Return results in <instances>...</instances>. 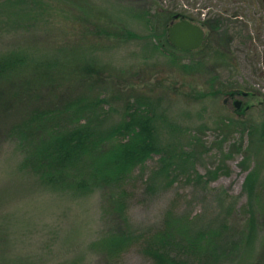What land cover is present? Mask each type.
<instances>
[{
  "label": "rangeland",
  "instance_id": "374dc122",
  "mask_svg": "<svg viewBox=\"0 0 264 264\" xmlns=\"http://www.w3.org/2000/svg\"><path fill=\"white\" fill-rule=\"evenodd\" d=\"M40 1L28 13L29 20L35 22L29 21L28 25L34 23L29 33L0 37V55L15 48L18 41L32 47L24 50L32 63H41L44 56L64 62L71 54L76 58L88 55L116 78L104 91L111 93V119L119 120L123 101L122 92L114 89L145 92L153 98L161 144L173 145L174 155L185 151L184 159H173L169 166L177 173L173 181L163 178V173L149 185L151 190H146L143 178L154 167L152 161L146 164L143 177L131 181L127 216L133 228L157 229L165 212L173 210L193 219L196 227L218 229L223 233L220 241L238 243L240 252L222 264H264V135L260 130L264 122V61L254 56L255 49L264 51V29L252 22L260 20L262 8L230 0ZM151 2L160 9L189 15L198 25L207 18L204 14L235 11L238 24H247L250 40L246 45L233 42V52L235 47L239 52H234L226 67H220L218 57L205 51H174L159 37L168 31L172 18L162 15L159 8L150 10ZM82 18L84 24H80ZM96 20L99 27L93 24ZM102 29L117 36L106 39ZM121 32L128 38H120ZM204 32L201 47L206 41L205 28ZM45 91L40 89L47 95ZM235 102H240V109ZM23 158L14 139L1 145L0 249L6 250H0V264H105L96 253V242L123 228L108 199L101 192L79 196L44 188L21 170ZM244 161L246 168L241 165ZM216 169L215 178L211 176L207 184L196 177L206 179ZM250 171L256 178L253 185L260 188L257 201L253 200L257 214L251 241L244 240L250 217L244 186L249 187L245 181ZM122 264L150 263L136 246L123 255Z\"/></svg>",
  "mask_w": 264,
  "mask_h": 264
},
{
  "label": "trees",
  "instance_id": "16d2710c",
  "mask_svg": "<svg viewBox=\"0 0 264 264\" xmlns=\"http://www.w3.org/2000/svg\"><path fill=\"white\" fill-rule=\"evenodd\" d=\"M230 1L232 4L239 5L240 2L253 8L261 7L260 20L254 18L252 22L259 29H264V0ZM154 2L149 9H160L153 5ZM39 3L40 0H0V37L29 33L35 22L33 18L29 20L28 13ZM160 10L170 19L178 14L193 20V17L177 13L174 9ZM215 12L204 14L207 18L198 22L206 30L204 46L195 52L184 53L205 51L218 57L220 67H226L234 52H239L237 47L233 52V42L237 40L246 45L250 40L249 31L246 30L247 24L241 26L234 19L237 17L235 11L229 15L224 14L227 9L224 13ZM29 21L34 23L28 25ZM80 21L84 24L83 18ZM93 24L99 27L100 21ZM74 26L73 22L72 31ZM102 30L106 39L117 36L110 30ZM119 36L127 37L123 32ZM159 37L165 38L167 45L176 50L168 42L167 29L165 35L163 32ZM19 43L15 48L21 51L12 47L0 55V148L3 143L14 139L24 154L21 170L43 183L44 188L50 187L59 194L70 191L79 196L101 192L108 199L113 215L123 228L114 230L118 233L112 230L96 242L99 248L96 253L102 256L105 264H122L123 255L136 246L150 264H222L240 252L238 243L220 241L223 233L218 229L196 227L193 219L178 216L173 210L165 212L157 229H134L127 216L131 181L135 176H144L149 161L154 167L147 178H143L146 190H151L149 185L160 174L164 173L163 178L173 181L177 173L169 166L173 159H184L185 152L182 150L174 155L173 145H163L157 138L152 96L145 92L137 94L134 88L127 91L114 89L122 92L123 101L119 120L111 119L109 114L113 111L108 107L111 93L104 91L113 85L116 78L114 75L112 78L108 67L96 64L86 54L77 58L71 54L64 62L44 56L41 63H32L30 55L24 53L32 47ZM254 56L264 61V51L260 53L255 49ZM258 77H261L260 73ZM40 89L48 94H42ZM51 93L55 95L49 96ZM39 100L43 102L40 104ZM18 112L23 113L12 119ZM23 114L25 116L21 119ZM260 130L263 137L264 122ZM241 165L246 168L245 161ZM217 171L209 172L206 179L202 175L196 177L207 184L211 176L215 178ZM253 180L256 178L250 171L245 181V184L250 183L249 187L248 184V189L244 186L250 214L249 232L246 234L245 231L244 240L250 241L257 214L253 200L257 201L260 193Z\"/></svg>",
  "mask_w": 264,
  "mask_h": 264
},
{
  "label": "water",
  "instance_id": "95a60500",
  "mask_svg": "<svg viewBox=\"0 0 264 264\" xmlns=\"http://www.w3.org/2000/svg\"><path fill=\"white\" fill-rule=\"evenodd\" d=\"M177 18V16H175ZM205 32L202 26L182 19L171 24L168 30V42L179 51H196L204 41ZM239 107L240 102H235Z\"/></svg>",
  "mask_w": 264,
  "mask_h": 264
},
{
  "label": "flooded vegetation",
  "instance_id": "af4514ba",
  "mask_svg": "<svg viewBox=\"0 0 264 264\" xmlns=\"http://www.w3.org/2000/svg\"><path fill=\"white\" fill-rule=\"evenodd\" d=\"M175 16H177V18H175ZM203 17H205V15L203 16ZM182 19H185V20H189V21H192L191 19H187V18H185V16H182V15H174L173 17H172V23H174L175 21H180V20H182ZM171 23V24H172ZM168 30H169V28H168ZM167 38H168V31H167ZM234 106H235V104H234ZM236 107V106H235ZM240 107H241V105L239 106V107H236V109H240Z\"/></svg>",
  "mask_w": 264,
  "mask_h": 264
}]
</instances>
